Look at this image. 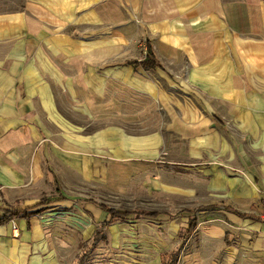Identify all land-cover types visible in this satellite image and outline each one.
<instances>
[{
	"label": "crops",
	"instance_id": "0c3cea01",
	"mask_svg": "<svg viewBox=\"0 0 264 264\" xmlns=\"http://www.w3.org/2000/svg\"><path fill=\"white\" fill-rule=\"evenodd\" d=\"M20 2L0 8V264H76L102 190L184 208L116 209L83 264L138 217L161 219L148 264H264V0Z\"/></svg>",
	"mask_w": 264,
	"mask_h": 264
},
{
	"label": "rangeland",
	"instance_id": "374dc122",
	"mask_svg": "<svg viewBox=\"0 0 264 264\" xmlns=\"http://www.w3.org/2000/svg\"><path fill=\"white\" fill-rule=\"evenodd\" d=\"M20 0H0V8H14L20 6ZM97 201L103 202L106 206L118 210L147 209L166 212L170 215L184 208L182 201L172 197H164L152 193L142 192L138 196L129 197L101 191L100 196H96ZM263 206V203H262ZM264 215V210L261 213ZM133 219L130 216V220ZM137 221H128L123 226L136 224L131 227L130 232L121 231L117 244H103L90 255L87 264H148L152 259L159 255L157 234H148V228L143 227L146 223L157 224L161 219H150L148 217H138ZM143 227V228H142ZM152 241L153 245L147 247V242ZM76 261V260H75Z\"/></svg>",
	"mask_w": 264,
	"mask_h": 264
},
{
	"label": "trees",
	"instance_id": "16d2710c",
	"mask_svg": "<svg viewBox=\"0 0 264 264\" xmlns=\"http://www.w3.org/2000/svg\"><path fill=\"white\" fill-rule=\"evenodd\" d=\"M137 64H140L145 69L154 68L155 66H159V63H157L154 59V54L152 52V48L149 43H147L144 58ZM100 206L102 207V209L108 211L111 214V220L113 218H122L123 216L128 214V211L120 212L116 210L115 208L108 207L102 203L100 204ZM16 212H18V210H6L5 211L6 217H4V219L2 220H6L8 216L15 214ZM22 213L26 214L27 212L22 211ZM142 213H144V211ZM110 221H105L104 223L97 226L91 238H89L88 240L81 241L79 243L80 251L76 255V259H77L76 264H83L87 260L90 251L98 243L107 241L105 228L108 226ZM175 257H176V253H169L165 257V264H174Z\"/></svg>",
	"mask_w": 264,
	"mask_h": 264
},
{
	"label": "built area",
	"instance_id": "2783aa9c",
	"mask_svg": "<svg viewBox=\"0 0 264 264\" xmlns=\"http://www.w3.org/2000/svg\"><path fill=\"white\" fill-rule=\"evenodd\" d=\"M261 194H262V197H263L262 198V203H263V207H264V190L261 191ZM4 217H5V214L0 210V219H4ZM262 217L264 218V215ZM10 221H11L12 226H14L15 224H14L13 220L10 219Z\"/></svg>",
	"mask_w": 264,
	"mask_h": 264
}]
</instances>
